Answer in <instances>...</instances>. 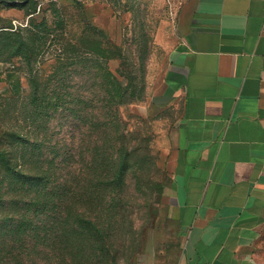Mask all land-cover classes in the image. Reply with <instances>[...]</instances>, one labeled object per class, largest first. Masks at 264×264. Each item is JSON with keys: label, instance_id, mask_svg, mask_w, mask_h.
I'll list each match as a JSON object with an SVG mask.
<instances>
[{"label": "rangeland", "instance_id": "1", "mask_svg": "<svg viewBox=\"0 0 264 264\" xmlns=\"http://www.w3.org/2000/svg\"><path fill=\"white\" fill-rule=\"evenodd\" d=\"M12 1L0 0V29L9 33L25 37L41 25H60L66 36L90 43L91 34H82L89 22L109 37V197L77 198L79 226L69 239L77 246L76 264H180L176 205L165 167L179 109L170 105L165 72L182 0ZM12 50L0 52L1 142L13 133L31 138L27 115L16 106L34 81L49 83L60 52L57 44L35 53ZM116 88L120 98L112 94ZM258 252L264 264V235Z\"/></svg>", "mask_w": 264, "mask_h": 264}, {"label": "crops", "instance_id": "2", "mask_svg": "<svg viewBox=\"0 0 264 264\" xmlns=\"http://www.w3.org/2000/svg\"><path fill=\"white\" fill-rule=\"evenodd\" d=\"M165 83L180 264H261L264 0H182Z\"/></svg>", "mask_w": 264, "mask_h": 264}, {"label": "trees", "instance_id": "3", "mask_svg": "<svg viewBox=\"0 0 264 264\" xmlns=\"http://www.w3.org/2000/svg\"><path fill=\"white\" fill-rule=\"evenodd\" d=\"M82 30L92 42L66 36L60 25L25 37L0 29V52L60 50L49 83L34 81L16 106L31 138L0 141V264H76L69 239L79 226L77 198L109 197V37L89 22ZM112 94L121 97L117 88Z\"/></svg>", "mask_w": 264, "mask_h": 264}]
</instances>
